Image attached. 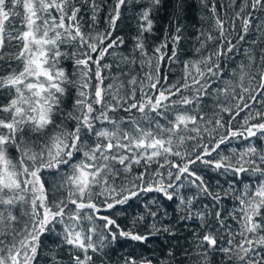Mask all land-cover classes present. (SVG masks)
Listing matches in <instances>:
<instances>
[{"label":"trees","instance_id":"16d2710c","mask_svg":"<svg viewBox=\"0 0 264 264\" xmlns=\"http://www.w3.org/2000/svg\"><path fill=\"white\" fill-rule=\"evenodd\" d=\"M0 264H264V0H0Z\"/></svg>","mask_w":264,"mask_h":264}]
</instances>
